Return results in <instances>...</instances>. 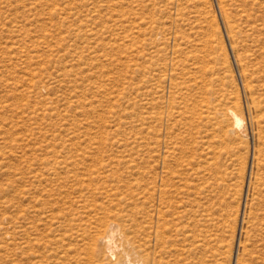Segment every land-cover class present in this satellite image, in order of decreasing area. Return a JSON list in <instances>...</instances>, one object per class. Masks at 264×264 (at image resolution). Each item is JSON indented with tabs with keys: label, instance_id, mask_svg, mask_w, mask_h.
Segmentation results:
<instances>
[{
	"label": "rangeland",
	"instance_id": "1",
	"mask_svg": "<svg viewBox=\"0 0 264 264\" xmlns=\"http://www.w3.org/2000/svg\"><path fill=\"white\" fill-rule=\"evenodd\" d=\"M244 66L264 86V0H0V264L82 260L96 213L53 174L83 175L89 202L126 212L118 199L145 191L150 166L159 183L211 149L223 230L220 251L202 257L236 264L264 159V109ZM235 104L244 126L225 141L213 111Z\"/></svg>",
	"mask_w": 264,
	"mask_h": 264
},
{
	"label": "bare ground",
	"instance_id": "2",
	"mask_svg": "<svg viewBox=\"0 0 264 264\" xmlns=\"http://www.w3.org/2000/svg\"><path fill=\"white\" fill-rule=\"evenodd\" d=\"M221 2L224 3L225 0H221ZM231 34L234 38L236 37L234 27H232ZM243 72L245 89L250 94V100L256 110L254 112L259 115L264 109V86L255 85L254 74L245 66ZM258 93L260 94L259 96L257 95ZM238 109V105L235 104L224 112L213 111V118L221 133H223L225 141L228 139L233 140V136L244 126L245 121L243 116L240 115L241 113L239 114L238 111L240 110ZM209 115H212L211 112H209ZM258 123L260 122L258 121ZM258 127L260 129L263 128L261 126ZM256 129L258 128L256 127ZM197 143L204 142L200 141ZM172 148H175V146ZM168 149V154L172 153L171 147ZM182 149L180 148L179 152L185 153L186 151L184 152ZM211 150L203 154L202 157L200 156L201 160L196 161V164L189 163L185 166L182 159L179 169L166 167L168 171L165 175L159 177L161 178L159 183L154 177L153 167L150 166L149 179L144 192L135 194L132 191L129 197H118V204L125 203L128 208H131L126 212L124 209L115 211L113 209L116 207L114 200H111L112 203H108V205L104 204V202L99 203L97 199L89 202L86 195L82 194L84 191L82 186H85L88 182L82 180L83 175L75 174L74 176L60 177L56 173L53 174L56 179L50 180L48 178L49 181L55 182L56 186L64 188L68 183L74 182L75 184L70 188L79 186L73 190V193L81 192V207H93V211L96 213V217L92 218L95 221L89 223L90 225L84 226L82 224V248L84 247L82 249V260L70 262L69 264H210L202 256L206 253H212L213 257H215L221 249L222 235L220 233L223 230V225L221 217L219 219L215 216L214 202L221 196V191L224 190V184L218 182L215 177V173L218 172H214L213 166L215 163L211 162L217 152L216 150ZM177 151L176 148L173 154H176L174 157L177 158L176 161L179 163L181 157H177ZM263 162L264 159L259 157L257 167L255 166L257 168L256 181L251 184V199L250 202H247L243 220L245 224L243 231L244 242L241 245L242 250L237 256L236 264H264V219L262 218L264 217ZM223 173L221 176H223ZM47 174L48 177H51L49 176V171ZM35 177L39 179V175H35ZM86 189L89 193L100 195L102 198L106 194V197L111 199L112 195L109 191L104 194L103 192L98 193L97 189L94 192L95 190L92 186L88 185ZM224 191L226 193V190ZM234 220L236 224L238 216ZM232 222L229 223L231 224ZM93 223L96 225L93 226ZM93 228L98 229L97 234L93 233ZM260 232L262 233L260 234ZM259 234L261 239L257 236ZM256 242L259 243L260 251L254 254L250 245L254 247ZM99 248L103 250L102 254H98ZM83 253L87 255V258L83 256ZM209 261L211 260L209 259Z\"/></svg>",
	"mask_w": 264,
	"mask_h": 264
}]
</instances>
